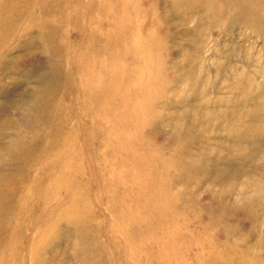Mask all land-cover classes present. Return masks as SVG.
<instances>
[{
	"label": "rangeland",
	"instance_id": "obj_1",
	"mask_svg": "<svg viewBox=\"0 0 264 264\" xmlns=\"http://www.w3.org/2000/svg\"><path fill=\"white\" fill-rule=\"evenodd\" d=\"M255 2L244 15L236 6L213 3L229 12L214 22L199 9L183 15L178 0H33L21 12L15 38L4 45L0 131L6 136L0 152L11 156L19 150L11 142L16 131L1 121L22 124L17 110L22 101L35 105L37 91L58 86L49 117L28 128L34 136H52L50 145L78 134L75 162L86 193L79 211H72L84 230L60 220L40 255L42 264H264V209H257L264 203V171L261 177H227L264 161L229 159L233 142L225 136L239 123L236 113L245 124L264 113V27L251 16L264 13V0ZM20 35L31 44L27 62L28 43L21 39L14 51ZM16 64L22 66L13 71ZM181 131L193 134L189 151L199 160H191L199 164L188 167L187 185L172 182L186 170L174 152ZM221 142L225 145L215 148ZM254 145L264 159L263 145ZM54 161L50 155L48 162ZM13 170L0 165V180ZM247 187L251 205L243 209L240 192ZM227 191L239 207L227 209L219 222L224 210L206 207ZM14 222L20 228L13 242L20 246L15 264H30V243L43 232L26 220ZM8 232L6 227L2 233L0 257L13 247Z\"/></svg>",
	"mask_w": 264,
	"mask_h": 264
},
{
	"label": "bare ground",
	"instance_id": "obj_2",
	"mask_svg": "<svg viewBox=\"0 0 264 264\" xmlns=\"http://www.w3.org/2000/svg\"><path fill=\"white\" fill-rule=\"evenodd\" d=\"M32 1L33 0H0V82L4 72V63L6 61L5 52L8 53V51H5L4 45L9 42L10 39L15 38L14 34L16 33V20L20 17L22 11L31 6ZM178 1L183 6V15L188 14L189 12L193 11V9L203 10L206 11L208 18L213 20L211 22H214V17H219L221 15L227 17L229 13L227 10H225L224 13L221 8H217L213 3H216L217 5H221L220 3H224L225 5L232 7L236 6V8L243 10L241 14H243L244 11V14H246V7H248L250 4L255 5L256 3L255 0ZM43 5H45V2H42V6ZM214 7H216V10H214ZM262 8L263 6H261V9ZM253 14L254 13H252L251 16L255 17L257 15L259 20L257 22V27H259L258 25L261 24L264 27V17H262L264 13L258 11L257 14ZM14 18L15 22L13 21ZM248 21L253 24L252 20ZM21 39L24 41L26 40L25 36H18L16 41L14 42V51H18V49L20 48L19 44ZM25 42L28 43L26 52L24 54L25 62H27L30 59L32 52L30 41ZM15 66L18 67H14L13 71L20 70L19 67L22 65L19 66L16 64ZM54 85H56V77H54V81L51 86ZM57 89L58 86L51 87V90H44L41 93L37 91L36 95L38 96V99L35 105H30L27 101H22L23 103H25V105H22L17 109L22 119V124H17L11 118H7L1 121L2 125L12 126L16 131L11 139V142L12 146L16 147L19 150H15V153H12L11 156H8V152L2 151V154L0 152V165H3L5 168L7 166L12 167V169L14 168L12 174H2L0 180V182H2L0 183V242L5 239V236L2 233L5 232L6 227H8L9 232L6 235L9 236L10 243L11 245H13L16 237L15 235L20 230V228H18V224H15L16 222H14L16 219H22L24 221L26 220V223L29 222L32 225L33 223L36 224V228L38 230L41 229L43 234L41 238L30 243L29 249L31 250L30 256L32 257V261L30 262V264H42L40 255L45 253V251L47 250L49 239H52L54 237L55 230L57 229L60 220L64 219V221L74 225L76 231L84 230V228L81 227L78 223L80 220L74 219L72 215V211H79L80 207L78 205V201L86 195L85 189L81 185V179H78L82 171L81 165L80 163L75 162L79 159L78 152L74 150V142L78 139V134L76 135L73 133H67L65 142H59V145L58 143L55 145H50V140L52 142V136L47 137L48 135L45 134L34 136V134H32L28 128L31 127L32 122L35 119L43 120L42 118L45 119L47 116L49 117L50 109L48 107ZM2 94L3 91L1 90L0 85V98ZM234 120L235 123L239 122L240 124L238 123L236 126L234 125L233 127H229V129L225 131L227 132L229 130V134H225L227 138L226 140H228L229 142H233V146L227 149V151L230 152L231 156L229 157V159H236L240 160L241 162H246V160L252 162V160L254 159L264 161V159L258 152L257 146L254 145L262 144L264 146V126H262V124L264 123V113H258L253 116L251 115L248 118L247 124H245L246 121L244 117H241L239 113H236V115L234 116ZM184 132L189 133V131L185 130ZM223 132L224 128H220L218 133L223 134ZM177 134L179 136H177ZM5 136V133H2L0 131V141ZM191 137H193L192 133L186 135L183 133V131L177 132L175 135V138H178L176 139L178 147L174 149L176 155L175 157L179 161H184L186 170L184 175H179L177 177V175L174 174L172 182L176 180L181 181L182 179L187 185L188 181H190V178L192 177H189L190 170L188 167L190 166L194 168L199 164L198 162L194 164L193 161H191L197 160L191 156L192 152L189 151V143L191 141ZM61 138L62 137L57 134L56 140H60ZM196 140L192 142V145L194 147ZM224 145L225 144L221 142L217 146H215V148H221ZM249 145L254 146V154L251 158L248 156L250 153ZM245 146H247V151L244 153ZM263 146H260V148L264 149ZM197 148L200 149L199 152H197L199 157L202 154L201 144H197L196 149ZM206 151L207 150H205L204 153ZM50 155L55 160L54 162H48V158L50 157ZM173 162L174 163H172V165L175 164L174 160ZM178 164L180 165V163ZM72 165L77 167H74L72 169ZM262 165L264 166V164L261 163L255 168L248 167L247 169L242 171H231L233 173L227 172V177H230L231 175L236 179L240 176L253 177L257 175L261 177L264 170H258L256 168H260ZM50 175L55 178L52 179L51 183L45 185L44 181ZM30 186H32L33 188L31 189ZM230 186L233 187L234 185L230 184ZM249 189L250 188L247 187L240 192V197L243 201L241 202L240 208L249 209L247 206L251 205L250 202H247V192H249ZM31 190H33L35 194L33 195V197L32 195H30ZM263 190L264 189L262 188V191ZM231 193L227 191L226 195L223 196V200H216L215 196L214 206L211 205L206 207V209L224 210L223 213H221V217L217 219V221L219 220V222H222L224 213L227 209H235L236 205L237 208L239 207L237 201L233 200L232 203L230 202L231 199L229 197ZM17 195L19 196L18 199H16ZM176 195L180 196V201H182L181 193H177ZM261 201L262 200H260L259 203ZM185 206L187 207V205ZM257 209H264V203L261 202L260 205L257 206ZM134 221L135 219L133 218V222ZM42 226L43 228H39ZM47 226V231H49L48 233H46ZM80 238L82 239L83 244L87 243L85 234ZM15 250L17 251L15 255H13V252ZM19 250L20 246L18 243L15 245V247L13 245V247L11 248L5 250L3 249L0 257L1 262H4L5 264H15V260H17ZM19 263H21V261ZM92 264H97V260Z\"/></svg>",
	"mask_w": 264,
	"mask_h": 264
}]
</instances>
